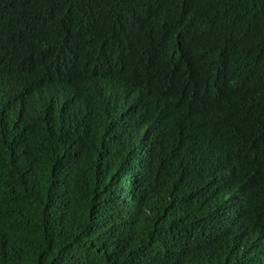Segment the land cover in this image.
Returning <instances> with one entry per match:
<instances>
[{"label":"trees","instance_id":"obj_1","mask_svg":"<svg viewBox=\"0 0 264 264\" xmlns=\"http://www.w3.org/2000/svg\"><path fill=\"white\" fill-rule=\"evenodd\" d=\"M0 264H264V0H0Z\"/></svg>","mask_w":264,"mask_h":264}]
</instances>
